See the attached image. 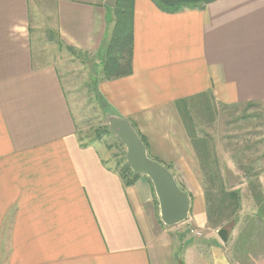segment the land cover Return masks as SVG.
I'll return each mask as SVG.
<instances>
[{"label":"crops","instance_id":"0c3cea01","mask_svg":"<svg viewBox=\"0 0 264 264\" xmlns=\"http://www.w3.org/2000/svg\"><path fill=\"white\" fill-rule=\"evenodd\" d=\"M40 10L77 52L99 53L114 25L106 0H0V264H176L149 178L125 185L80 139L58 67L35 52ZM133 25V73L98 89L163 164L194 156L177 100L264 103V0L175 13L134 0ZM218 251L212 264H230Z\"/></svg>","mask_w":264,"mask_h":264},{"label":"rangeland","instance_id":"374dc122","mask_svg":"<svg viewBox=\"0 0 264 264\" xmlns=\"http://www.w3.org/2000/svg\"><path fill=\"white\" fill-rule=\"evenodd\" d=\"M41 12H36L32 21L35 52L42 63L58 67L80 139L86 144L98 145L123 180H132L135 174L126 161V146L109 130L106 112L112 109L103 96L100 100L95 93V87L99 88L98 83L103 79L102 52L74 53L59 44L57 29L49 26L50 20ZM211 101L213 119L201 109L200 99L195 98L188 105L198 136L210 143L212 161L204 164L194 149V156L176 157L171 164H165L175 171L178 182L189 193L192 202L189 218L171 226L176 264L177 260L180 264H212L210 257L216 249H219V257L227 254L230 264H239L233 258L236 257V245L246 218L257 214L249 180L258 179L264 172V117L261 116L264 103L255 107L247 106V102L227 104L212 92ZM149 155L164 163L153 154ZM148 184L153 190L155 218L165 226L154 187L152 183ZM230 191L238 192V207L228 196ZM257 224L251 242L245 247L246 252L239 255L240 264L259 259L264 254V221L258 220ZM221 228L229 230L227 243L218 236Z\"/></svg>","mask_w":264,"mask_h":264},{"label":"trees","instance_id":"16d2710c","mask_svg":"<svg viewBox=\"0 0 264 264\" xmlns=\"http://www.w3.org/2000/svg\"><path fill=\"white\" fill-rule=\"evenodd\" d=\"M156 6L164 12L175 13L186 8L191 9H204L209 3L215 0H152ZM114 9V25L110 33L109 38L105 42L101 51L104 56L102 74L103 79L112 80L120 77L128 76L133 73V53H134V25H133V15H134V0H118V3ZM72 52H77L71 47H68ZM96 97L101 100L102 95L97 87H95ZM195 98L200 99V107L207 112L210 119L214 117V109L211 101V91L198 94L190 98L179 99L175 102L178 113L182 119V122L187 131L188 137L191 144L193 145L197 156L204 164H208L212 161L213 156L210 152V143L206 138H201L198 136L196 131V125L191 114V108L188 105L189 102ZM246 103V102H245ZM247 106H258L261 102H247ZM107 111L106 113H108ZM258 115V114H257ZM264 117V111L261 114ZM139 133V132H138ZM140 137L146 144L143 136L139 133ZM147 146V144H146ZM170 169L171 166L167 165ZM261 174V173H260ZM132 180H124L125 185H132L140 177V175H133ZM179 183V182H178ZM250 191L251 195L257 205V214L246 218L245 228L239 238V243H237L236 257H233L236 262L240 264L241 252H246V246L252 240L254 233V228L258 220L264 221V188L260 182V179H250ZM180 185V183H179ZM181 186V185H180ZM182 187V186H181ZM183 188V187H182ZM184 189V188H183ZM185 190V189H184ZM235 204L236 207L239 206V194L235 191H230L228 193ZM233 219V218H232ZM237 222L234 218L232 221ZM262 226L261 223H259ZM258 225V226H259ZM264 255V254H263ZM256 260V259H255ZM254 261L249 260V263L244 264H254ZM243 264V263H242Z\"/></svg>","mask_w":264,"mask_h":264},{"label":"water","instance_id":"95a60500","mask_svg":"<svg viewBox=\"0 0 264 264\" xmlns=\"http://www.w3.org/2000/svg\"><path fill=\"white\" fill-rule=\"evenodd\" d=\"M115 7L118 0H106ZM109 130L126 146V161L135 175L147 176L156 193L160 216L166 226H174L189 218L192 202L189 193L178 183L176 175L167 165L152 158L146 144L133 124L114 112L107 113ZM218 236L225 243L229 239V230L221 228Z\"/></svg>","mask_w":264,"mask_h":264}]
</instances>
